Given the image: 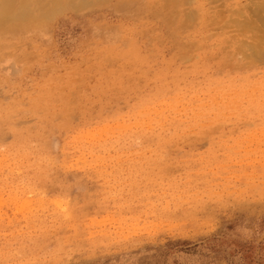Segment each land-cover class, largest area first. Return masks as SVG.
<instances>
[{"label": "rangeland", "instance_id": "374dc122", "mask_svg": "<svg viewBox=\"0 0 264 264\" xmlns=\"http://www.w3.org/2000/svg\"><path fill=\"white\" fill-rule=\"evenodd\" d=\"M88 1L0 19V264H264V0Z\"/></svg>", "mask_w": 264, "mask_h": 264}, {"label": "bare ground", "instance_id": "6f19581e", "mask_svg": "<svg viewBox=\"0 0 264 264\" xmlns=\"http://www.w3.org/2000/svg\"><path fill=\"white\" fill-rule=\"evenodd\" d=\"M5 2H11L12 3V0H4ZM15 0H13V2H14ZM17 1V0H16ZM15 1V2H16ZM102 1V0H101ZM100 2V1H99ZM189 2H191V1H189ZM10 3V4H11ZM235 3V2H234ZM1 5H0V19H4L3 18V16H7V17H9V18H5V19H9V20H14V19H18L19 21L20 20H22L21 22H22V25H23V28H29V27H33V26H36L38 23H40V21H41V18H45V17H47V16H45V15H48V16H55V15H57V14H61V13H63V12H65V11H70V10H81V9H84V8H86V7H88V4L90 5V2L88 1V0H20L18 3H15V7L13 8V10L12 11H10V10H7V9H5V7H2V6H4V2H2V3H0ZM212 4V3H211ZM13 5V4H12ZM169 6V5H168ZM12 7V6H11ZM256 7V6H255ZM255 7H254V9H255ZM261 7V6H260ZM8 8H9V6H8ZM235 8V7H234ZM189 9V8H188ZM249 10H251V8L249 9ZM260 10V9H259ZM254 11V10H253ZM258 11V10H257ZM255 12V11H254ZM262 12V9L260 10V11H258V12H256L257 14H253L252 13V11H251V14H252V17L255 15V17L259 14V13H261ZM194 13V12H193ZM221 13H222V11H221ZM239 13L240 12H237V14L239 15ZM250 13V12H249ZM264 13V12H263ZM20 14H23V17H21L20 16ZM24 14H27V16H28V18H27V16H25ZM52 14V15H51ZM176 14V13H175ZM174 15V14H173ZM172 15V16H173ZM195 15V14H194ZM243 15L241 14V17H242ZM26 17V18H25ZM223 17V16H222ZM258 17H259V15H258ZM256 18V19H258L257 21L259 22V20H261V19H259V18ZM195 18V17H194ZM193 18V19H194ZM254 18V17H253ZM196 20V19H195ZM8 21V20H7ZM17 21V20H16ZM190 21V20H189ZM235 21V20H234ZM193 22H194V20H193ZM242 22V21H241ZM253 22V21H252ZM233 23H235V22H233ZM244 23V22H243ZM260 28H262L263 27V24H264V19H262L261 21H260ZM263 23V24H262ZM252 24V23H251ZM248 25V24H247ZM262 26V27H261ZM247 27V29H253V28H251L250 27V25H248V26H246ZM245 27V28H246ZM258 29V28H257ZM263 29H264V27H263ZM254 30V29H253ZM253 30H251V31H253ZM256 30V29H255ZM261 30V29H260ZM29 31V30H28ZM264 31V30H263ZM262 32V31H261ZM261 32H259V33H261ZM259 38V40H261V38L260 37H258ZM258 38H256L257 40H258ZM262 42V41H261ZM264 42V41H263ZM0 43H1V40H0ZM249 45H252L251 43L249 44ZM258 46V45H257ZM252 48V47H251ZM260 48V47H259ZM254 49V48H253ZM236 51H238V50H236ZM240 52H242V51H240ZM239 52V53H240ZM253 52L255 53V54H257L256 53V51H254L253 50ZM258 52H259V50H258ZM243 54V53H242ZM245 54V53H244ZM262 54H264V52L262 53ZM259 55H261L260 54V52H259ZM247 56L249 57V55H245L244 57H242V58H244V59H249V58H247ZM258 55H256V57H257ZM264 56V55H263ZM255 57V58H256ZM254 58V60L252 59V58H250L249 60L251 61H253V62H256L255 60H259V59H255ZM258 58V57H257ZM243 59V60H244ZM260 60H262V61H264V59H260ZM251 61V62H252ZM252 62V63H253ZM259 63V62H258ZM247 64H251L250 62H248ZM60 203V202H59Z\"/></svg>", "mask_w": 264, "mask_h": 264}]
</instances>
